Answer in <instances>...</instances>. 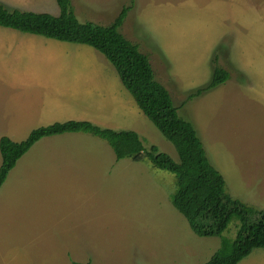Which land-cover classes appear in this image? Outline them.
Segmentation results:
<instances>
[{
  "label": "rangeland",
  "instance_id": "1",
  "mask_svg": "<svg viewBox=\"0 0 264 264\" xmlns=\"http://www.w3.org/2000/svg\"><path fill=\"white\" fill-rule=\"evenodd\" d=\"M4 1H10L3 5L9 9L35 2L21 10L59 15L55 0ZM70 3L79 22L104 26L129 7L119 31L148 57L155 79L169 92L179 116L194 126L208 161L225 181V192L263 210L264 0ZM47 46H0V115L5 110L9 115L27 112L15 105L17 97L55 91L53 100L84 107L80 121L103 117L105 112L114 125H95L133 131L145 148L155 146L178 163L173 145L140 112L102 54L67 43ZM215 66L228 71V80L190 98L210 82ZM62 113L50 120H72ZM12 122L0 119V138L23 141L32 130L25 125L19 132L1 131ZM35 145L30 156H23L28 157L27 166L18 169L17 182L22 184L15 182V170L0 188V264H204L222 240L235 238L236 218L220 237L195 235L171 205L175 176L147 162L117 161L99 138L86 134ZM79 145L83 147L78 149L79 160L84 163L75 174L80 179L69 175L66 181L47 185L44 164L52 158L61 160L70 147ZM46 149L52 156L45 157ZM88 149L93 153L90 163L85 160ZM95 165L100 168H92ZM238 264H264V249H254Z\"/></svg>",
  "mask_w": 264,
  "mask_h": 264
},
{
  "label": "trees",
  "instance_id": "2",
  "mask_svg": "<svg viewBox=\"0 0 264 264\" xmlns=\"http://www.w3.org/2000/svg\"><path fill=\"white\" fill-rule=\"evenodd\" d=\"M55 2L59 8L57 17L0 5V27L85 45L102 54L115 69L141 113L173 145L178 163L155 146L145 148L133 131L103 129L85 121L57 122L32 130L20 142L6 136L0 138V188L17 161L39 140L66 133L89 134L105 141L117 161L147 162L154 168L173 174L176 190L171 195V205L186 219L195 235L220 237L233 218L238 220L235 238L222 240L219 250L204 264H238L254 249H264V209L250 208L225 192V181L208 161L194 126L179 116L169 92L155 79L148 57L119 31L129 7H124L110 25L104 26L79 22L70 0ZM228 78V71L215 66L210 82L189 97L212 90Z\"/></svg>",
  "mask_w": 264,
  "mask_h": 264
},
{
  "label": "crops",
  "instance_id": "3",
  "mask_svg": "<svg viewBox=\"0 0 264 264\" xmlns=\"http://www.w3.org/2000/svg\"><path fill=\"white\" fill-rule=\"evenodd\" d=\"M0 3L2 5H7L8 3H10V1L6 2L3 0V2H0ZM30 3H35V2L22 3L21 5L16 6L17 7L16 9H18L20 11H26V10H21V9L27 8L25 6H27ZM12 4H14V3H12ZM19 7H22V8H19ZM71 8H72V6H71ZM26 12H31V11H26ZM34 13H37V12H34ZM74 15H75V13H74ZM75 17H76V15H75ZM86 22H92V21H86ZM81 23H83V22L81 21ZM92 23H94V22H92ZM59 42L60 41H56V40H52V39H48V38H44V37L36 36V35L24 34V33H21L19 31L13 30V29L0 27V46H5L6 43H12L14 45L29 43L32 47L35 44H38V45H48L47 46L48 48H52V45L58 44ZM60 43H65V42H60ZM67 44H69V43H67ZM73 45H75L76 48H80L82 46H85V45H78V44H73ZM36 79L45 80L44 77H36ZM64 83H65V81H64ZM54 93H55V91L52 92V95ZM64 94L67 97L72 98V95L68 96L66 93H64ZM52 95L51 94L44 95V94H38L37 93L34 96H29L28 94H24L22 97H17V99L15 98V101L17 102V103H15V105L19 109H26L27 112H25V113L17 112V113H11L9 115L7 113V111L5 110L0 115V119L3 121H7V120L11 119L13 122L9 126L6 125V126L2 127L1 131L2 132L5 131L8 133H14L15 131L19 132V131L23 130L24 125L26 127H29V130H31V129L34 130V128L36 129L39 127L48 126V125H51L53 123L59 122L56 120L52 121L50 119H51V117H53V115H57V114H60L62 112H65L66 113L65 115L69 116V118L72 119V120H67V121H80L81 118L85 116L84 111H83V109H84L83 106L81 107L80 105H78L76 103H67V101H65L64 103H61L58 100H53L54 97H52ZM26 97H30V98L34 97V98H39V99H36L34 102H31L28 100H24V98H26ZM7 99H8V96L4 97L3 103L5 101H7ZM22 100H24V101L22 102ZM74 102H78V101L74 100ZM72 117H74V118H72ZM110 117L111 116L109 114H106L104 112L103 117L99 116V115H95V118H91L90 120L87 119V120H85V122H89L93 125H95V123H105V127H106V126L114 125L113 124L114 119H111V121H110ZM64 122H66V121H64ZM95 126H97V125H95ZM103 129H109V128H103ZM109 130H113V129H109ZM114 131H118V130H114ZM80 135H86V134H84V133H66V134H62V135L46 137V138L39 140L37 143H35L36 145L35 144L34 145L39 148V147H42L43 145L47 144L48 142L61 141V139H63V138L76 140L77 137ZM87 135H89V134H87ZM89 138H91V137H89ZM89 138L85 139L84 142H88L89 140H91ZM95 138H97V137H95ZM103 146H105V145H103ZM79 148H83V147L81 145L76 146V147H70L67 150V153L61 157L62 158L61 160L58 159L56 161V159L52 158V161L49 164H44L45 168L43 170V173L46 175L45 180L47 182V185H54L55 181H59L61 179L63 181H66L69 175L71 178L80 179L75 174L76 171L80 172L82 170L81 166L79 167V165H83V163H84L83 161L79 160V155H80L78 153ZM88 150H89V155L85 160L88 163H90L93 160V158H92L93 153L91 152L90 149H88ZM29 152L30 151H28L26 154H28ZM44 155L46 158L52 156L49 154L47 149H46ZM27 156H30V153ZM27 160H28V157L22 156L17 161L15 167L11 170L12 172L11 171H10L11 173L9 172V174L12 178V173H13V171L16 170L17 174L15 175V182H17L20 179L18 169L26 167L27 164H25V162ZM84 165H86V164H84ZM92 168H98L99 169L100 165H95ZM102 168H104V166ZM51 169H53L55 171V174L51 171ZM103 170L104 171H101L103 173H105L107 171V169H103ZM91 171H93V169H91ZM9 174H8V176H9ZM65 174H66V176H65ZM8 176H7V178H8ZM106 176H110V171H109V173H107ZM102 177H105V176L103 175ZM7 178H6V180H7ZM6 180H5V182H6ZM17 184H22V182H17ZM60 184L61 183H59L57 185H60Z\"/></svg>",
  "mask_w": 264,
  "mask_h": 264
}]
</instances>
